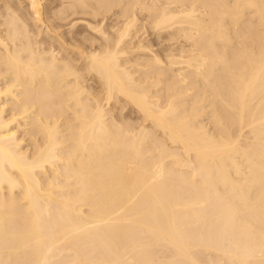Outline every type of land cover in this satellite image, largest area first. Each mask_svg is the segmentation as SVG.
I'll return each instance as SVG.
<instances>
[{"label": "bare ground", "instance_id": "obj_1", "mask_svg": "<svg viewBox=\"0 0 264 264\" xmlns=\"http://www.w3.org/2000/svg\"><path fill=\"white\" fill-rule=\"evenodd\" d=\"M58 1L0 0V264H264V0Z\"/></svg>", "mask_w": 264, "mask_h": 264}, {"label": "rangeland", "instance_id": "obj_2", "mask_svg": "<svg viewBox=\"0 0 264 264\" xmlns=\"http://www.w3.org/2000/svg\"><path fill=\"white\" fill-rule=\"evenodd\" d=\"M44 1H45V4L47 5L48 0H47V1L44 0ZM46 2H47V3H46ZM49 2H50V0H49ZM51 2L54 3V1H52V0H51ZM60 2H61V1H60ZM58 3H59V1L57 0V2L55 1L54 4H55V5H58ZM74 16H75L74 19H72L73 16H72V18H71V19L73 20V22H74V21L76 22V25H74V27H76L78 24H79L78 28L81 27L80 25H82L84 22L79 21V20H82L83 18H81V17H83V16H82V15H78V16H77V15H74ZM77 17H78V18H81V19H78ZM112 18H113V17L109 18L110 20L108 19V21H109V22L112 21V23H114V19H112ZM75 19H76L77 21H76ZM111 19H112V20H111ZM67 20H69V19H67ZM78 21H79V22H78ZM80 22H82V23L80 24ZM110 23H111V22H110ZM139 23H141V20L139 21ZM82 26H83V25H82ZM140 26H141V25H140ZM143 30H144L143 32H145V31L148 30V29H147V27H145V29H143ZM155 47H157V46H155ZM161 55H162V58L164 59L163 54H161ZM101 94L103 95V93H101ZM120 100H121L120 103L123 101L122 105H123L124 107H123V110L121 111V113L123 112V114H120V113H119V115H121V116L124 117L125 119L129 118L130 116H131V118L133 117V118L136 119V118L138 117V114H136V113H133V114L130 113L131 111H132V112L134 111L133 106H132L130 103H128L130 106H129V105L127 106V102L124 101L125 99H123V100L120 99ZM125 103H126V104H125ZM124 104H125V105H124ZM112 105H113V104H112ZM125 107H126V108H125ZM129 108H130V110H129ZM131 108H133V110H132ZM127 109H128L130 112H129ZM125 110H126V111H125ZM126 112H127L130 116L128 115V116L126 117V114H127ZM134 112H135V111H134ZM118 117H120V116H118ZM122 117H120V118H122ZM133 118H132V119H133ZM128 120H130V118H129ZM133 120H134V119H133Z\"/></svg>", "mask_w": 264, "mask_h": 264}]
</instances>
